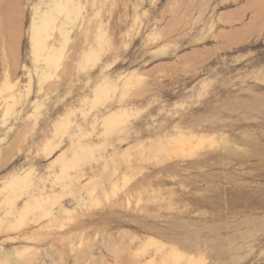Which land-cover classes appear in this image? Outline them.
Masks as SVG:
<instances>
[{"label":"rangeland","instance_id":"1","mask_svg":"<svg viewBox=\"0 0 264 264\" xmlns=\"http://www.w3.org/2000/svg\"><path fill=\"white\" fill-rule=\"evenodd\" d=\"M0 9V264H264V0Z\"/></svg>","mask_w":264,"mask_h":264},{"label":"bare ground","instance_id":"2","mask_svg":"<svg viewBox=\"0 0 264 264\" xmlns=\"http://www.w3.org/2000/svg\"><path fill=\"white\" fill-rule=\"evenodd\" d=\"M5 3H7V2L5 1ZM60 3H66V2H64V1H63V2H59L58 5H59ZM7 4H8V3H7ZM4 5L7 7L6 4H4ZM9 5H10V4H9ZM55 5H57V4H55ZM1 6H2V5H1ZM2 7H3V6H2ZM16 7H17V8L19 7V8H18L17 10H15V9L13 8V11L18 12L19 9H20V6L17 4ZM2 9H5V8H2ZM6 9H7V8H6ZM6 9H5V10H6ZM8 9H9V8H8ZM57 9H58V6H57L56 8H54L52 11H50L49 13H47V14H49L50 16H52V15H53L52 13L54 12V15L58 16V14H57V13H58V12H57ZM9 10H10V9H9ZM20 10H21V9H20ZM3 11H4V10H3ZM0 12H1V9H0ZM4 12H6V11H4ZM8 12H9V11H8ZM8 12H7V13H8ZM2 13H3V12H2ZM19 13H21V12L19 11ZM8 14H9V13H8ZM8 14H7V15H8ZM3 15H4V14H3ZM7 15H6V16H7ZM15 15H16V14H15ZM15 17H16V16H15ZM15 17H13V20L15 19V20H18V21H19L20 16H19V17H16V18H18V19H16ZM9 18H10V17H9ZM2 20H3V19H2ZM8 20H9V19H8ZM4 21H6V20H3V22H4ZM11 21H12V20H11ZM3 22H2V23H3ZM12 22H13V21H12ZM14 22H15V21H14ZM14 22H13V23H14ZM15 23L19 24L18 22H15ZM10 25H11V24H10ZM14 25H15V24H14ZM4 26H5V25H4ZM12 26H13V24H12ZM16 26H17V25H16ZM18 26H19V25H18ZM1 27H2V25H1ZM13 27H14V26H13ZM15 28H16V27H15ZM6 29H7V28H6ZM8 29H9V28H8ZM0 30H1V29H0ZM9 30H11V29H9ZM1 31H3V30H1ZM19 31H20V30H19ZM3 33H4V31H3ZM9 33H10V31L8 32V37H9V35H10ZM6 35H7V34H6ZM17 35H18V34H17ZM14 36H16V35L14 34ZM17 37H18V36H17ZM5 38H6V36H5ZM13 38H14V37H13V35H12V39H13ZM8 39H9V38H7V40H8ZM16 39H17V41L19 40L18 38H16ZM16 39H15V40H16ZM7 40L5 39L6 42H7ZM10 41H11V39H10ZM10 41H9V42H10ZM17 41H16V42H17ZM6 42H5V43H6ZM16 42H14V44H15ZM19 42H20V41H19ZM6 44H7V43H6ZM16 44H17V43H16ZM8 45L10 46V44H8ZM40 45H41V44H40V39H37V40L34 42V50H35V51H39V50H41V49L43 50V49H45V48H49V46L45 47V45H41V46H40ZM11 46H12V45H11ZM11 46H10V49H14V48H11ZM5 48H6V47H5ZM7 48H8V47H7ZM7 48H6V49H7ZM17 48H19V45H17ZM8 49H9V48H8ZM8 51H9V50H8ZM10 51H11V50H10ZM15 51H16V50H15ZM15 51L12 50V52H15ZM17 51H18V50H17ZM17 51H16V52H17ZM5 52H6V51H5ZM46 53H47V52H46ZM14 54H15V53H14ZM7 55H8V53H7ZM16 55L18 56V53H16ZM14 56H15V55H14ZM8 57H9V56H7V58H8ZM13 58H14V57H13ZM17 59H18V57H16V60H17ZM8 60H9V59H8ZM5 61H6V60H5ZM18 61H19V60H18ZM12 63H13V62H12ZM14 65L17 66L16 64H14ZM9 66H12V65H9ZM8 68H10V67H8ZM14 70H16V69H14ZM12 72H13V74H14V71H13V70H12ZM13 74H12V75H13ZM11 78H12V77H11ZM96 93H98V92H96ZM163 139H164V141H165L164 143H167V141L170 142V143H172V142H176V141L179 142V141H182V140H187V141L189 140V141L191 142L190 139L199 140V138H193L192 136H189V135H187V134H183V133H181V134H175V135H167V136H165V138H163ZM160 140H161V139H160ZM189 141H188V142H189ZM156 142H157L156 144L159 145V140H157ZM177 142H176V143H177ZM190 142H189V143H190ZM198 142H199V141H198ZM198 142H196V143H198ZM160 143H161L160 145H162L163 142L161 141ZM164 143H163V144H164ZM176 143H172V144H176ZM167 144H168V143H167Z\"/></svg>","mask_w":264,"mask_h":264}]
</instances>
